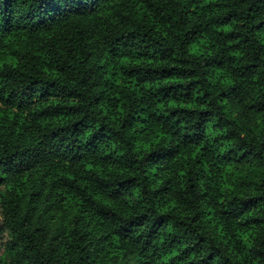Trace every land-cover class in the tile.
Returning <instances> with one entry per match:
<instances>
[{
  "label": "clouds",
  "instance_id": "1",
  "mask_svg": "<svg viewBox=\"0 0 264 264\" xmlns=\"http://www.w3.org/2000/svg\"><path fill=\"white\" fill-rule=\"evenodd\" d=\"M137 2L0 0V74H8L0 76V124L6 123L11 115L18 119L27 117L31 124L29 131L34 133L27 141L23 137L9 139L7 154L34 151L39 146L46 155L57 158L54 163L58 171L69 175L80 169L79 164L75 169L71 168L69 161L91 163L108 153H112L117 161L105 166L102 174L98 173L108 185L103 193L92 190L87 193L91 197L88 201L91 212L87 219L92 220V228L86 230L92 235L80 244L83 251L77 249L71 256L64 257L63 264H68L70 259L75 264H93L94 261L95 264H166L167 257L161 245L172 235L181 238V250L189 248L193 251L189 259L201 264H264V224L259 228L255 225L242 227L245 220L260 213L241 215L247 210V204L242 201L247 202L252 196H264V189L259 187L264 183V124H260L264 112L244 110L246 105L264 102V0H246L235 9L238 18L233 20L231 27L241 33L233 41L240 46L236 59H231L233 53L228 42L219 36L223 29L212 23V16L223 13L213 12L212 16L194 18V23L199 20L208 25V31L202 34L208 44L198 55H193V44L184 43L182 36L176 40L164 33L162 43L174 49L177 60L192 61L193 66H199L192 78L200 80L201 85L193 93L192 111L177 114L182 117L181 124L167 112H164L170 120L167 124L149 119V113L159 115L162 111L151 107L154 101H150L142 105L148 108L143 115L147 124L136 123L129 129L125 122L132 118L126 104L121 114L116 99L105 98L96 103L95 97L99 93L85 92L83 88L77 89L84 95L77 101L79 111L71 118L74 127L51 131L49 122L36 120L31 115L33 112L39 114L40 102L57 86H62L63 91L75 87L71 70L57 75L56 84L49 83L52 78L43 71L44 64L56 68L70 59L60 48L63 38L69 34L79 35L90 43L99 41L105 49L111 45L115 49L113 56L131 52L133 59L124 67L137 66L135 52L127 45L120 47L121 36L130 40L132 37L128 33L138 30L135 23L125 19L134 16ZM13 43L20 44L23 52L19 58L12 57L4 62L3 57L13 51ZM25 52L28 55H24ZM51 53L55 54L54 58ZM32 55L40 58L31 60ZM256 56L259 59H255ZM213 58L217 61L223 58V64L204 67L205 62H211ZM26 63L28 68H25ZM112 63L119 71L120 60L115 59ZM252 64L259 68L245 67ZM158 66L139 62L140 68ZM135 81L136 77H133L130 83L137 95L147 97L149 86H137ZM140 88H144V92H140ZM232 88L247 97L236 110V102L231 100L236 94L230 91ZM114 92H107L105 97ZM205 92L209 93L206 98ZM222 92L228 93L229 99L221 97ZM196 96L203 98L199 105L195 103ZM237 112L244 115L238 116ZM224 120L236 123L223 131H213L214 126L219 128L217 122L223 124ZM141 128L147 131L141 134L137 131ZM216 136L228 138L213 146L212 154L205 158L207 162L195 168L185 164L183 157H190L193 150L186 145H195L202 139L210 142ZM226 160L246 162L223 163ZM228 168L254 179L255 183L241 187L237 181L231 191H226L222 187L223 173L217 170ZM27 175L10 178L5 193L17 190ZM260 208L264 210V203ZM193 217H196L195 222ZM180 221H184L183 225ZM149 232L155 236L152 240L155 249L144 243ZM241 233L245 235L241 236ZM100 237L108 239L100 244L104 252L97 259V245H86L88 240L96 241ZM156 249H160L159 260L152 255Z\"/></svg>",
  "mask_w": 264,
  "mask_h": 264
},
{
  "label": "trees",
  "instance_id": "2",
  "mask_svg": "<svg viewBox=\"0 0 264 264\" xmlns=\"http://www.w3.org/2000/svg\"><path fill=\"white\" fill-rule=\"evenodd\" d=\"M245 2L246 0H138L134 16L125 17L126 20L135 23L138 30L128 33V36L132 37L130 40L124 39L123 36L120 37L123 41L120 47L124 48L127 45L135 52L134 58L138 63L137 66L130 68H125L124 65L133 59L131 52L113 56L115 49L111 45L105 49L104 44L99 41L90 43L79 35L65 36L60 48L63 54L70 59L63 61V64L56 68H49L48 64H44L43 71L52 78L49 83L56 84L57 75L71 70L75 87L63 91L62 86H57L48 97L40 102L39 114L33 112L31 115L36 120L43 119L49 122L51 131H63L66 127H74L71 124V118L75 117L79 111L77 101H80L84 95V92L77 91V89L83 88L85 92L99 93L95 97L96 103L105 98L109 101L116 99L121 114L126 104L128 114L132 118L125 122L129 129L133 128L136 123L147 124L143 115L148 112V108L142 105L150 101H154L151 107L162 109V111L159 115L156 112L149 113V119L155 118L157 123L167 124L170 122L169 117H172L177 124H181L182 117L177 114H187L192 111L190 105L193 103V93L196 87L201 85L200 80L192 78L199 66H193L192 61L177 60L174 49L165 47L162 43L165 39L164 33L173 36L176 40L182 36L184 43L193 44V55H198L208 44V41L202 39V34L208 31V25L199 20L194 23V18L212 16L213 12L223 13L212 16V23L217 28L223 29L219 32V36L224 37L228 42L233 53L231 59H236L235 54L240 51V46L233 41L238 39L241 33L233 30L231 25L233 20L238 18L236 7ZM12 48L13 51L3 57L4 62L12 57L19 58L23 52L20 44L13 43ZM23 54L28 55L26 52ZM51 55L55 57L54 53ZM39 58V55L31 56V60ZM115 59L120 60L119 71L115 70L112 63ZM255 59L259 57L256 56ZM141 61L148 65L159 64L160 66L140 68L139 62ZM210 64L220 67L223 64V58L219 61L213 58L211 62H205L204 67ZM245 67L257 70L259 65L252 64L245 65ZM25 68H28L27 63ZM7 75L0 74V76ZM133 77H136L137 86L139 84L149 86L147 97L137 95L135 89L132 88L130 82ZM113 90H115L114 95L105 97L107 92H113ZM144 90L140 88V92ZM230 91L236 93L231 96V100L236 102L234 108L236 110L243 105L247 97L237 93L236 88ZM240 91L243 92V89ZM208 95L209 93L205 92L204 98ZM220 96L229 99L228 93L222 92ZM202 99L196 96L195 103L199 105ZM244 110L245 112L253 110L257 113L264 112V102L246 105ZM137 111L139 115H134ZM164 112L169 113V117H165ZM237 115L243 116L244 114L237 112ZM244 118L247 119V116ZM235 123L236 121L233 120H224L223 124L218 121L219 128L214 126L213 131H223L224 128ZM260 124H264V120H261ZM29 127L31 124L27 117L18 119L15 115L9 116L6 123L0 124V174H3L0 175V264H63L64 257L74 254L77 249H80V244L92 235L86 230V228H92V220L87 219L91 212V204L88 203L91 197L87 193L90 190L103 193L108 185L100 179L98 173L102 174L105 166L117 163V161L112 153L100 156L91 163L87 160H84L83 164L81 160H75V163L69 161L73 169L76 165H80V169L69 175L58 171L54 163L57 158L46 155L45 150L39 146L34 151L7 154L9 139L19 140L23 137L27 141L31 138L34 133L29 131ZM137 131L143 134L147 129L141 128ZM228 135L231 136L232 133ZM227 138V136H216L210 142L202 139L195 145L189 143L186 147L193 150L190 157H183L185 164H191V167L195 168L202 162H207L205 158L212 154L213 146ZM229 151L232 150L229 149ZM217 162H220L219 158ZM234 162L246 161L226 160L223 163ZM200 171L202 172L203 169L201 168ZM217 171L223 173L222 187L226 191H231L233 184L237 181L241 187L255 183L254 179L234 172L231 168ZM25 173L28 175L19 188L6 194L5 187L9 179L23 176ZM259 187L264 189V183H261ZM204 195L207 196V193ZM94 203L95 201H92V204ZM242 203L247 204V210L241 215L260 213L245 220L242 227L248 228L255 225L259 228L264 224V218H262L264 210L260 208V205L264 203V196H252L247 202L242 201ZM92 214L95 215V213ZM192 220L195 222L196 217ZM183 223L184 221H180L181 225ZM244 235L245 233H241V236ZM107 239V237H100L96 241L88 240L87 247H91L93 243L97 245L95 249L97 259H99V254L104 252L100 244L106 242ZM154 239L155 236L149 232L148 238L144 241L145 245H151L155 249L156 246L152 243ZM180 243L181 238L172 235L170 240H165L161 245L163 254L167 257L166 264H185L186 261L188 264H201V262L190 260L193 251L189 248L181 250ZM159 252L160 249L152 252L157 260L161 259ZM68 264H75V261L70 259Z\"/></svg>",
  "mask_w": 264,
  "mask_h": 264
}]
</instances>
